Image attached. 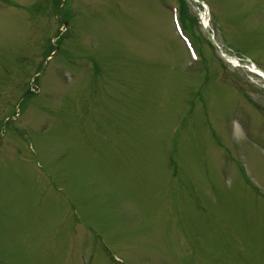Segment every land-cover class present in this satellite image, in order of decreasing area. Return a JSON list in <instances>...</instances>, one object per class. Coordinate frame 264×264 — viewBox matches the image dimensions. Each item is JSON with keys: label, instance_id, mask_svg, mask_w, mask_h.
I'll use <instances>...</instances> for the list:
<instances>
[{"label": "rangeland", "instance_id": "obj_1", "mask_svg": "<svg viewBox=\"0 0 264 264\" xmlns=\"http://www.w3.org/2000/svg\"><path fill=\"white\" fill-rule=\"evenodd\" d=\"M58 1L0 0V264H264V78L202 25L264 70V0Z\"/></svg>", "mask_w": 264, "mask_h": 264}, {"label": "bare ground", "instance_id": "obj_2", "mask_svg": "<svg viewBox=\"0 0 264 264\" xmlns=\"http://www.w3.org/2000/svg\"><path fill=\"white\" fill-rule=\"evenodd\" d=\"M249 69H250L251 71H253V72L257 73L258 75H260V76L264 77V74H263V72H261V71L257 70L255 66H253V65H250V68H249Z\"/></svg>", "mask_w": 264, "mask_h": 264}, {"label": "trees", "instance_id": "obj_3", "mask_svg": "<svg viewBox=\"0 0 264 264\" xmlns=\"http://www.w3.org/2000/svg\"><path fill=\"white\" fill-rule=\"evenodd\" d=\"M185 19H186L185 12H184V11H182V20H183V21H185Z\"/></svg>", "mask_w": 264, "mask_h": 264}]
</instances>
